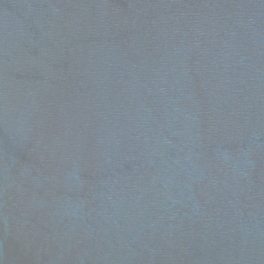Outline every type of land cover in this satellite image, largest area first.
<instances>
[{
    "label": "water",
    "instance_id": "1",
    "mask_svg": "<svg viewBox=\"0 0 264 264\" xmlns=\"http://www.w3.org/2000/svg\"><path fill=\"white\" fill-rule=\"evenodd\" d=\"M0 264H264V0H0Z\"/></svg>",
    "mask_w": 264,
    "mask_h": 264
}]
</instances>
